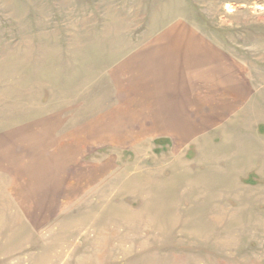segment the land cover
<instances>
[{
	"label": "rangeland",
	"instance_id": "374dc122",
	"mask_svg": "<svg viewBox=\"0 0 264 264\" xmlns=\"http://www.w3.org/2000/svg\"><path fill=\"white\" fill-rule=\"evenodd\" d=\"M0 264H264V0H0Z\"/></svg>",
	"mask_w": 264,
	"mask_h": 264
},
{
	"label": "crops",
	"instance_id": "0c3cea01",
	"mask_svg": "<svg viewBox=\"0 0 264 264\" xmlns=\"http://www.w3.org/2000/svg\"><path fill=\"white\" fill-rule=\"evenodd\" d=\"M187 33V32H186ZM189 35H190V33H189ZM121 93H122V91H121ZM124 94H127V91H125L124 90ZM129 97V96H128ZM133 103H135V97L134 98H132V100H131ZM124 102H126V101H124ZM126 104V103H125ZM136 107H137V109L139 110V113H140V109H139V107L136 105ZM139 117H141V115L139 116ZM141 118H143V117H141ZM147 119L148 118H150V117H146ZM147 119H144L145 121H147L146 123L147 124H145V126H147V125H149V120H147ZM116 120H120V119H116ZM144 126V127H145ZM160 138H166V139H168L169 141H172L167 135H160Z\"/></svg>",
	"mask_w": 264,
	"mask_h": 264
},
{
	"label": "trees",
	"instance_id": "16d2710c",
	"mask_svg": "<svg viewBox=\"0 0 264 264\" xmlns=\"http://www.w3.org/2000/svg\"><path fill=\"white\" fill-rule=\"evenodd\" d=\"M167 141V139H165Z\"/></svg>",
	"mask_w": 264,
	"mask_h": 264
}]
</instances>
